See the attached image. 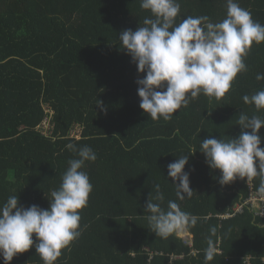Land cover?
I'll list each match as a JSON object with an SVG mask.
<instances>
[{
	"label": "trees",
	"instance_id": "16d2710c",
	"mask_svg": "<svg viewBox=\"0 0 264 264\" xmlns=\"http://www.w3.org/2000/svg\"><path fill=\"white\" fill-rule=\"evenodd\" d=\"M178 2L177 23L187 16L226 18V0ZM237 2L264 25V0ZM150 17L140 0H0V204L17 195L25 208L47 209L68 160L78 158L65 146H88L97 158L82 169L93 190L80 210L81 235L55 264H264V218L248 206L233 210L248 196V178L220 185L219 170L199 151L206 137H237L241 113L264 119V110L242 99L264 90V79H256L264 75V42L252 44L247 71L225 96L201 94L170 120H153L139 107L136 81L144 73L118 38ZM46 117L49 134L40 127ZM75 126L79 137L70 135ZM258 134L264 147V127ZM183 155L193 194L181 200L167 165ZM251 182L261 191L264 169ZM156 184L164 200L154 203L166 211L175 201L197 218L185 228L192 245L177 231L165 239L151 229L144 205ZM210 246L215 252L207 260ZM10 264L43 261L33 246Z\"/></svg>",
	"mask_w": 264,
	"mask_h": 264
},
{
	"label": "clouds",
	"instance_id": "9594fccd",
	"mask_svg": "<svg viewBox=\"0 0 264 264\" xmlns=\"http://www.w3.org/2000/svg\"><path fill=\"white\" fill-rule=\"evenodd\" d=\"M226 4V18L220 22H210L207 16H187L177 23L178 0H140V8L150 12L151 17L145 18L143 26L135 31L127 29L119 33L121 48L130 55L137 72L144 73L143 78L136 81L139 107L153 120H170L201 94L210 99L225 96L237 74L247 71L244 58L253 43L264 42V25L255 21L251 12L242 8L237 0H226ZM256 79H264V75L257 74ZM242 99L257 111L264 110V90ZM96 106L104 110L102 102ZM237 124L241 129L237 137L209 136L199 146L208 167L219 170L220 185L238 178L251 179L264 169V147H260L262 137L258 134L264 127V119L241 113ZM65 147L78 158L68 160L59 188L51 191L47 209L37 205L25 208L19 205L17 195L9 196L0 204L3 264H10L14 256L33 246L43 264H55L61 250L81 235L80 210L87 207L93 190L87 172L82 169L85 162H94L97 157L88 146L77 149L75 144L69 143ZM188 158L189 155H183L167 165V175L181 200L193 194L189 173L184 171ZM154 188L155 197L148 196L144 205L151 229L165 239L183 230L177 234L187 236L192 245V234L185 228L194 225L197 218L182 211L175 201L168 202L166 211L162 209L160 203L153 202L164 200L160 185ZM211 232L215 233L216 228ZM214 252V247L210 246L206 259L211 260Z\"/></svg>",
	"mask_w": 264,
	"mask_h": 264
},
{
	"label": "built area",
	"instance_id": "2783aa9c",
	"mask_svg": "<svg viewBox=\"0 0 264 264\" xmlns=\"http://www.w3.org/2000/svg\"><path fill=\"white\" fill-rule=\"evenodd\" d=\"M40 127L43 130L44 134H49V131L52 128V123L50 122L49 118H45L42 122ZM78 127H74L73 130L70 132V135L75 136V137H79V128H78V134H75L74 131L77 129ZM248 188H249V193L248 196L244 199V201L237 205L236 207L233 208L234 212H241L243 210L244 206H248L254 213L255 216H260L264 218V192L255 190L252 186V182L251 179H248ZM235 213H228L226 212L223 217H228V216H232ZM189 244L191 242H188ZM150 257H151V253H150ZM172 258L174 256H171Z\"/></svg>",
	"mask_w": 264,
	"mask_h": 264
},
{
	"label": "rangeland",
	"instance_id": "374dc122",
	"mask_svg": "<svg viewBox=\"0 0 264 264\" xmlns=\"http://www.w3.org/2000/svg\"><path fill=\"white\" fill-rule=\"evenodd\" d=\"M75 134H78V128L74 131ZM179 232L183 231V230H177Z\"/></svg>",
	"mask_w": 264,
	"mask_h": 264
}]
</instances>
